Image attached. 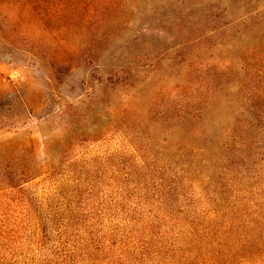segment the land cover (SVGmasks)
Segmentation results:
<instances>
[{
	"label": "rangeland",
	"instance_id": "obj_1",
	"mask_svg": "<svg viewBox=\"0 0 264 264\" xmlns=\"http://www.w3.org/2000/svg\"><path fill=\"white\" fill-rule=\"evenodd\" d=\"M122 5L125 24L100 20L98 35L70 42L100 74L141 85L138 118L148 100L172 103L202 83L209 149L193 160L139 121L95 135V114L110 115L105 90L93 117L76 102L77 137L52 157L66 128L39 118L75 100L30 55L0 54V264H264V122L244 147L219 150L238 116L264 118V0Z\"/></svg>",
	"mask_w": 264,
	"mask_h": 264
},
{
	"label": "trees",
	"instance_id": "obj_2",
	"mask_svg": "<svg viewBox=\"0 0 264 264\" xmlns=\"http://www.w3.org/2000/svg\"><path fill=\"white\" fill-rule=\"evenodd\" d=\"M123 9L122 0H0V54L12 58L21 54L30 55L36 60V66L47 67V83L68 90L70 97L75 100L56 112L49 110L39 118L41 121L47 119L50 125L52 123L50 127L62 124L66 128L63 139L48 143V153L57 157L62 149L64 151L66 143L69 146L76 139L82 117L75 111L76 102L80 100V103H86L89 106L88 113H92L89 116L93 117L94 107L103 104L101 95L108 90L109 98L105 104H108L106 106L110 115L102 121L99 114H95L94 117L98 118H92L96 125L95 135L102 137L113 131L117 127L116 123L123 126L132 122L135 125L139 121L145 123L154 136L161 133L162 143H169L171 136L177 138L182 147L180 152L189 149L194 154L191 155L193 160L201 159L202 154L207 153L209 143L203 137L206 134L199 129L206 123L204 115L213 107L211 93L208 97L209 90L202 87V83L188 95H174L172 103L148 100L146 116L138 118V114L130 108V101H140L143 92L141 85L127 82L118 71L100 74L98 66H94L93 57L88 54L91 50H79L75 42H70L79 33L85 32L89 37L98 35L94 24L100 20L125 24ZM112 17L118 20H111ZM77 88L81 91L79 94ZM240 89L241 85L238 86ZM116 99L119 104L115 102ZM261 115L263 117L264 111H261ZM244 117L243 114L238 116L242 122L234 124V129L231 127L224 138L226 141L219 146L220 152H225L231 144L244 147L242 140L246 130H255L261 120L264 122L261 117L256 118L255 123L246 121ZM63 140L65 144L61 147L59 144ZM196 154L198 159L195 158ZM25 173L18 177L24 180Z\"/></svg>",
	"mask_w": 264,
	"mask_h": 264
}]
</instances>
